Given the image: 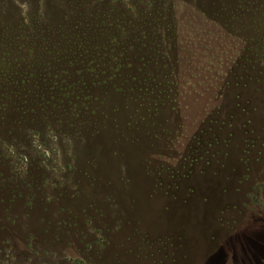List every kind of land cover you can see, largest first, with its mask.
<instances>
[{"label": "rangeland", "instance_id": "1", "mask_svg": "<svg viewBox=\"0 0 264 264\" xmlns=\"http://www.w3.org/2000/svg\"><path fill=\"white\" fill-rule=\"evenodd\" d=\"M0 53V264H264V0H0Z\"/></svg>", "mask_w": 264, "mask_h": 264}, {"label": "trees", "instance_id": "2", "mask_svg": "<svg viewBox=\"0 0 264 264\" xmlns=\"http://www.w3.org/2000/svg\"><path fill=\"white\" fill-rule=\"evenodd\" d=\"M66 18L58 25H52L46 17L40 20L43 25L37 37L41 45L33 51L35 52L34 54L27 53L22 56V59L26 62V73L32 76H37L41 72L56 75L57 71L62 72L63 70L70 73L74 65H78V67L74 68L78 70L76 73L79 77L83 78L88 72L85 65L86 57L89 54L87 42L91 41L92 38L97 40L101 35L103 37L104 33H89V24L85 14L73 20L67 19L65 21ZM12 70H9L10 77L13 75ZM179 71L177 70L174 74L173 80L178 77ZM83 83H86V81ZM99 84L101 88L103 82ZM86 91L89 93L91 88L87 87ZM46 108L48 110V106Z\"/></svg>", "mask_w": 264, "mask_h": 264}]
</instances>
